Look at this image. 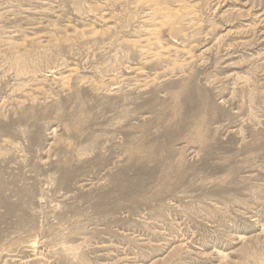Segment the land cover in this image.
I'll return each instance as SVG.
<instances>
[{
    "label": "rangeland",
    "instance_id": "rangeland-1",
    "mask_svg": "<svg viewBox=\"0 0 264 264\" xmlns=\"http://www.w3.org/2000/svg\"><path fill=\"white\" fill-rule=\"evenodd\" d=\"M0 264H264V0H0Z\"/></svg>",
    "mask_w": 264,
    "mask_h": 264
},
{
    "label": "bare ground",
    "instance_id": "bare-ground-1",
    "mask_svg": "<svg viewBox=\"0 0 264 264\" xmlns=\"http://www.w3.org/2000/svg\"><path fill=\"white\" fill-rule=\"evenodd\" d=\"M74 70V69H73ZM65 79V78H64ZM67 81V80H66ZM67 83V82H66Z\"/></svg>",
    "mask_w": 264,
    "mask_h": 264
}]
</instances>
